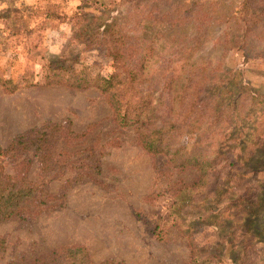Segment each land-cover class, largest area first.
I'll return each mask as SVG.
<instances>
[{"label": "rangeland", "instance_id": "1", "mask_svg": "<svg viewBox=\"0 0 264 264\" xmlns=\"http://www.w3.org/2000/svg\"><path fill=\"white\" fill-rule=\"evenodd\" d=\"M240 1L0 0V172L44 190L0 219V264H58L66 246L94 264H190L197 249L264 264V0H250L248 23ZM115 17L139 54L154 48L137 85L156 125L176 124L174 149L213 160L203 181L70 80L114 72L100 32ZM172 74L184 91L170 109Z\"/></svg>", "mask_w": 264, "mask_h": 264}, {"label": "trees", "instance_id": "2", "mask_svg": "<svg viewBox=\"0 0 264 264\" xmlns=\"http://www.w3.org/2000/svg\"><path fill=\"white\" fill-rule=\"evenodd\" d=\"M249 2L250 0H241L240 9L236 12V15L238 14L244 23H248L246 16L250 10ZM245 14L247 15L245 16ZM84 18V16H81L80 19ZM117 18L115 17L113 23L110 24V27H114L100 32V37L107 38L108 55L113 62L114 72L110 75H102L100 73L91 75L90 69L84 68L78 77H71L70 80L85 87L91 84L98 87L107 96L118 122L123 126H134L141 132V140L146 148L155 153H164L170 156L169 161L171 164H178V161H180V165L183 167L200 170L202 175L198 181H203L204 175L208 172L213 160L210 161L202 154L195 152H190L185 156V153L180 152V148L174 149L175 146L170 130L176 128V124L164 121L157 126V106L152 100L154 96L152 97L150 92L144 93L137 85L141 82V79L146 80L152 73L151 63L154 48L150 45L144 48V51H150V54H139L141 50L137 49V43L128 41L129 36L126 33L114 31L117 26ZM107 26L109 25L106 24ZM185 51L187 50H180V52ZM179 62H182L183 68L194 67L197 63L187 57L178 59L177 63ZM167 87L172 92L171 109L173 102L174 106L179 103V99L183 96L184 88L175 89L177 87L175 74L170 77ZM261 99L262 96H260V101L257 103L261 104L263 102ZM4 151V148L0 146V154ZM208 162H211V164H207ZM236 187L239 188L238 186ZM43 192L44 190L40 189V185L11 182L4 179L2 172H0V219L16 214L21 205L29 200L39 199V195ZM241 220L245 221L246 219L242 217ZM218 256L216 253L204 254L202 250L197 249L193 251L190 264H214ZM50 260L51 262L56 260L58 264L65 263V260H67V264H94L90 260L88 251L84 246H66L61 248L53 253ZM101 264L120 263L105 261Z\"/></svg>", "mask_w": 264, "mask_h": 264}]
</instances>
